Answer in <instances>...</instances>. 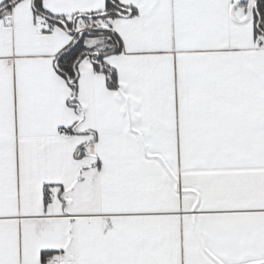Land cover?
<instances>
[{"label":"snow or ice","instance_id":"6c2138e0","mask_svg":"<svg viewBox=\"0 0 264 264\" xmlns=\"http://www.w3.org/2000/svg\"><path fill=\"white\" fill-rule=\"evenodd\" d=\"M0 264H264V0H0Z\"/></svg>","mask_w":264,"mask_h":264}]
</instances>
